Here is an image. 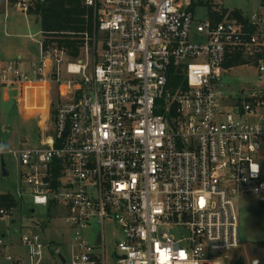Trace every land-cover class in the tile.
Instances as JSON below:
<instances>
[{"label":"built area","instance_id":"obj_1","mask_svg":"<svg viewBox=\"0 0 264 264\" xmlns=\"http://www.w3.org/2000/svg\"><path fill=\"white\" fill-rule=\"evenodd\" d=\"M223 1L85 0L91 65L42 37L38 60L0 61V90L47 111L38 145L0 138V169L9 156L17 198L57 210L72 230L59 264H105L106 222L121 233L116 264H227L240 247L237 199L264 204V0L251 12ZM0 6L28 16L32 2ZM238 68L254 76L248 89L227 82ZM20 246L39 264L49 244L27 230Z\"/></svg>","mask_w":264,"mask_h":264},{"label":"rangeland","instance_id":"obj_2","mask_svg":"<svg viewBox=\"0 0 264 264\" xmlns=\"http://www.w3.org/2000/svg\"><path fill=\"white\" fill-rule=\"evenodd\" d=\"M223 2L229 10L242 9L248 12H251L252 7L256 5V0H224ZM4 9L5 7L0 6V61H15L18 56H21L23 65H26L33 60H38L41 36L39 26L35 23L32 13L25 16L13 6H9L5 14ZM30 34L35 37L31 38ZM82 56L81 60H89V64H92L93 56L91 54L85 52L82 53ZM253 81V74L241 68L234 69L232 77L227 79L229 84L235 85L236 90L248 89ZM17 93L18 91L15 89L0 90L1 142L6 146L13 147L38 145L42 139L39 118L35 113L30 115L38 106H34L35 103H33L26 107L23 101L16 100L18 99ZM35 95L37 97V92ZM56 95V90L53 89L50 97L53 106L56 103ZM27 108L29 111L25 110ZM40 124L43 125V121ZM6 163L9 176L3 177L0 171V193L12 195L17 204L13 206L16 211L11 218L0 217V238L12 244L10 248L0 246V264H24V261L18 260L19 258H25V264H30L26 255L27 251L20 246L21 236L27 230L39 232L49 244L39 264H59L57 254L66 255L68 253L67 244L71 242L72 230L65 223L64 218L58 215V211L54 207L52 209L55 214L51 215L47 207L41 205L32 207L33 203L30 198L29 200L27 198V204L30 206L23 205L22 200L15 195L18 186L23 182L19 169L9 156L6 157ZM30 207L34 209V212H31ZM237 210L241 245L231 253V256L239 253L247 264L254 258L264 262V204H261L255 197L244 196L237 199ZM14 227L19 230L16 232ZM95 227L96 231H99V226ZM104 238L105 264H116L114 242L121 239V233L114 224L106 222ZM6 256H11L13 260H7Z\"/></svg>","mask_w":264,"mask_h":264},{"label":"trees","instance_id":"obj_3","mask_svg":"<svg viewBox=\"0 0 264 264\" xmlns=\"http://www.w3.org/2000/svg\"><path fill=\"white\" fill-rule=\"evenodd\" d=\"M15 1V0H12ZM30 14L39 26L41 37L46 46L64 50L71 58H78L86 42L95 32L94 10L85 5V0H30ZM233 15L241 17V12ZM92 43V41H90ZM234 62L241 59L236 58ZM12 195L0 194V209L16 205ZM227 264H247L244 257L235 253Z\"/></svg>","mask_w":264,"mask_h":264},{"label":"crops","instance_id":"obj_4","mask_svg":"<svg viewBox=\"0 0 264 264\" xmlns=\"http://www.w3.org/2000/svg\"><path fill=\"white\" fill-rule=\"evenodd\" d=\"M20 59H21V62H23V59H22L21 56H18L15 60H20ZM22 65H23V63H22ZM41 95H42V94H41ZM43 96H44V95H42L41 97L44 98ZM44 99H45V98H44ZM42 103H44V101H43V102L40 101V105H41ZM27 107H29V106H27ZM47 107H48V105H47ZM25 110L29 111L28 108L25 109ZM36 111H38V112H36ZM46 112H47V111H45V110H41V111H39V110H37V109H34L32 113H30V112H28V113H30V115L33 114V113H35V114H37V116L39 117L40 113L45 114ZM0 171H1V169H0ZM0 194H3V193H0ZM14 230L17 232L19 229H18L17 227H14ZM19 255H20V254H19ZM26 255H27V254H26ZM27 258H28V255H27ZM18 260H19V261H24L23 263L25 264V260H26L25 258H19Z\"/></svg>","mask_w":264,"mask_h":264},{"label":"water","instance_id":"obj_5","mask_svg":"<svg viewBox=\"0 0 264 264\" xmlns=\"http://www.w3.org/2000/svg\"><path fill=\"white\" fill-rule=\"evenodd\" d=\"M1 174H2L3 177H8L9 176V170H8V167H7L6 163H5V159L4 158L1 159ZM60 258H61L62 261H64L62 255H60Z\"/></svg>","mask_w":264,"mask_h":264},{"label":"bare ground","instance_id":"obj_6","mask_svg":"<svg viewBox=\"0 0 264 264\" xmlns=\"http://www.w3.org/2000/svg\"><path fill=\"white\" fill-rule=\"evenodd\" d=\"M38 92V91H37ZM22 101H24V104L26 105V107L29 105H31L30 103V98H29V96H28V92H27V95L25 96V98H24V100H22ZM47 107V106H46ZM45 108V107H44Z\"/></svg>","mask_w":264,"mask_h":264}]
</instances>
